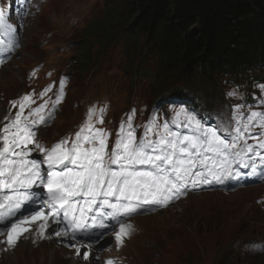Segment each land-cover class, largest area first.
I'll use <instances>...</instances> for the list:
<instances>
[{
    "label": "snow or ice",
    "instance_id": "obj_1",
    "mask_svg": "<svg viewBox=\"0 0 264 264\" xmlns=\"http://www.w3.org/2000/svg\"><path fill=\"white\" fill-rule=\"evenodd\" d=\"M0 29L9 34L16 30L2 9ZM18 47L14 35L10 42L0 38V54L5 58ZM63 96L61 81L56 104ZM29 102L31 96L22 97L20 111L0 128V237H6L0 244L5 245L4 251L15 249L25 237L33 244L64 238L72 241L68 246L76 249L77 256L85 248L81 259L87 261L94 245L107 236L118 247L123 245L133 231L129 217L167 207L192 189L264 182V139L258 145L247 143L256 127L261 129L257 136L264 137V112L250 111L247 117L234 114L228 125L218 129L206 127L183 101L169 100L174 113L170 120L158 123L161 109L155 107L137 141L129 115L109 152V134L91 123V109L86 127L75 134V140L65 138L51 148L42 146L36 134L40 125L47 126L54 118L55 107L45 116V102L25 117ZM104 114L100 110L99 123ZM181 125L192 134L173 130ZM153 133L156 139L151 138ZM31 144L43 154L41 159L29 158L34 150L28 147ZM249 246L257 247L255 242Z\"/></svg>",
    "mask_w": 264,
    "mask_h": 264
},
{
    "label": "trees",
    "instance_id": "obj_2",
    "mask_svg": "<svg viewBox=\"0 0 264 264\" xmlns=\"http://www.w3.org/2000/svg\"><path fill=\"white\" fill-rule=\"evenodd\" d=\"M112 6L113 20L107 13L93 30L131 24L159 49L167 81L186 75L210 92L223 78L257 81L264 71V0H115Z\"/></svg>",
    "mask_w": 264,
    "mask_h": 264
},
{
    "label": "rangeland",
    "instance_id": "obj_3",
    "mask_svg": "<svg viewBox=\"0 0 264 264\" xmlns=\"http://www.w3.org/2000/svg\"><path fill=\"white\" fill-rule=\"evenodd\" d=\"M85 1L86 2H83L84 5L85 4L86 5L91 4L92 6H95V4H98V3H96L97 0H85ZM81 9L82 8H78V10H81ZM102 20L103 19H99L98 21L101 22ZM59 23L60 22H58V24ZM85 24H87V22ZM120 53H121V47L120 46L115 47L113 52L111 53V56L115 60L122 62V55ZM115 64H117V63H115ZM150 67L153 68L154 63L151 62ZM112 72L114 75L123 76L122 73L120 72V67H118V68L115 67V69L113 68ZM120 82H121V86H120L119 90L127 91L128 90V84H129L128 78L123 76V78L121 79ZM143 88L145 89L146 85H144ZM74 95H75V93L71 94V99H73ZM70 102H71V104L73 103L72 100H70ZM67 112H68V110H67ZM61 122H67V117L64 116L60 120V124H61ZM245 194L246 193H244L243 195H245ZM217 195H219V194H217ZM207 196H208V194H207ZM207 196H195L194 198L190 199L191 202H196V204H195L196 208H193V209L196 210L198 207L199 210L202 212H203V208H205V206H206L205 200L211 201V204H213V206L215 204L214 200H216V206L217 207L212 206L211 210L213 212H215V211H217V212L211 213V214L206 213V215H204L205 218H203L204 220L210 219L211 221H213L212 219H215L217 217L218 218L222 217L224 214H227L228 218L235 217V216H233V209L231 208V201L226 202L225 200H221L220 198L213 199L212 197L210 199H205V197H207ZM222 196H226L227 198H230L227 195H222ZM221 198H223V197H221ZM202 199H205V200H202ZM218 202H220V203H218ZM182 205L184 207L179 209V210H173L172 209V210L168 211L167 213H164L163 215L156 217L157 222H161V223L163 221L165 223L170 222V227L172 225H175V226L181 228L183 231L184 230L185 231L190 230V233H183L182 231H177L176 232L177 237H178L177 239H172V237L175 235V229L174 228H172L171 230H168L165 228H161L160 230H158V232L156 234V239L159 243V247H160L162 253H164L166 256H168L170 258L171 262L174 261L176 264H188L191 261V258L199 259L202 251H204L208 256H210V257L212 256L217 261H219L221 258V255L219 254V249H217V250L215 249V247L217 245L216 243L218 241H222L225 243V241L223 239L226 238L227 232L229 231L230 227L223 224V223H220V219H219V220H215L213 222H210L209 224L207 223V225L204 227V229L199 230L198 228H195L196 227V225H195L196 214H195V212H193V210L191 211V217L189 219L190 223L188 222L186 213H183V215L180 216V218L174 217L175 215H173V214H175L176 211L185 210V207L187 208L188 203L185 202ZM201 205L203 206V208L201 207ZM229 207H230V209H229ZM184 212H186V211H184ZM263 219H264V215H263ZM259 226L256 228V230H257L256 235L260 236L262 239H264V221H263V224L259 225ZM164 238H166V243H163ZM228 247L230 249L234 248L232 244L228 245ZM41 250L42 251L46 250L48 253H51L50 255H53L55 253L53 251V247H50V246L42 247ZM29 252L31 253V255H27V253H29ZM37 253H38V250L35 251L33 248H30L26 244L23 248L21 247L19 249L18 253L15 255V256H17V260H16V262H14V264H23L22 258H27L28 262L26 264H33V262H32L33 258L32 257H34V255H36ZM232 254L233 253L230 252L229 257ZM259 254H255V255L250 254L246 257H243L242 259L239 260V264H264V258L263 259L260 257L255 258Z\"/></svg>",
    "mask_w": 264,
    "mask_h": 264
},
{
    "label": "bare ground",
    "instance_id": "obj_4",
    "mask_svg": "<svg viewBox=\"0 0 264 264\" xmlns=\"http://www.w3.org/2000/svg\"><path fill=\"white\" fill-rule=\"evenodd\" d=\"M4 68V67H3ZM2 68V69H3ZM37 138V137H36ZM38 141V140H37ZM256 182H258V181H253V183H251V184H253V186H252V188L253 189H256V187H257V185H258V183H256ZM244 186L245 185H241V186H239V187H236V186H230V191H227L226 193L228 194V195H230L229 197L230 198H227L226 196H221V197H223V198H221V197H217V194H211V195H209L208 197H206V198H208V199H210L211 197L213 198V199H217V198H220L221 200H225L226 202L227 201H231V208L233 209V216H235L236 217V219H238L239 217H240V212L239 211H243L245 214H246V217H247V219L249 220V221H251L253 224H255L254 223V221H255V219H256V217L255 216H252V207L254 206V204H259V203H257L256 202V196H255V199H254V202L253 201H251V200H247L246 198H245V195H242L239 191L240 190H243V189H246L247 187H245L244 188ZM227 195V196H228ZM259 197H264V194H259L258 195ZM184 198L186 199V202L188 203V205H187V208L185 207V210H180V211H176L175 212V214H173V215H175L174 217L175 218H180V216H182L183 215V213H186L187 214V219L188 218H190L191 217V209L193 210V212H195V214H197L198 213V217H203V218H205V216L204 215H206V213L207 214H211V213H216L217 211H215V212H213L212 210H211V208H212V206H213V204H211V201H208V200H205V199H203V200H205V203H206V206H205V208H203V212L202 211H200L199 210V208L197 207V209L196 210H194L193 208H196V206H195V204H196V202H191L190 201V198L188 197V195L187 196H184ZM197 201V200H196ZM244 204H252V206H250V207H247V208H244ZM184 206L182 205V204H179V206L178 207H175L174 209L175 210H179V209H181V208H183ZM184 211H186V212H184ZM205 211V212H204ZM205 213V214H204ZM227 215V214H226ZM200 217V218H201ZM199 218V219H200ZM235 219V220H236ZM251 223V224H252ZM263 223H261V222H258V225H262ZM255 225H257V224H255ZM163 227V226H162ZM260 227V226H259ZM259 229V228H258ZM256 233L255 232H252V241H250V242H255V245L257 246V247H251V246H249V242L247 243V236H246V234L245 233H242V232H236L235 234H233L232 236H228V237H226V241H229L230 242V244H232L233 245V247L236 249V251H237V253L236 252H234L233 254H234V257H233V259H234V264H237L238 263V261L240 260V258H242V257H244V255L245 256H248V255H250V254H253V255H255V254H259V255H257L255 258H264V242H262L260 245H258V241H264V239H262L260 236H257V235H255ZM253 235H255V236H253ZM31 240V239H30ZM32 241V240H31ZM247 243V244H246ZM246 244V245H245ZM245 245V246H244ZM145 256H148V259H147V261L146 262H148V261H152V259H150L149 258V256H150V253H148V252H146L145 254H144ZM144 256V257H145ZM14 262H16V260H8V261H6L5 262V264H12V263H14ZM28 261H26L25 262V264L27 263Z\"/></svg>",
    "mask_w": 264,
    "mask_h": 264
}]
</instances>
